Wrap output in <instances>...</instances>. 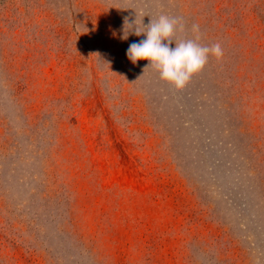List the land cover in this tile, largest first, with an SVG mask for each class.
Instances as JSON below:
<instances>
[{
	"label": "rangeland",
	"instance_id": "rangeland-1",
	"mask_svg": "<svg viewBox=\"0 0 264 264\" xmlns=\"http://www.w3.org/2000/svg\"><path fill=\"white\" fill-rule=\"evenodd\" d=\"M161 14L223 49L183 90ZM0 264H264V0H0Z\"/></svg>",
	"mask_w": 264,
	"mask_h": 264
},
{
	"label": "clouds",
	"instance_id": "clouds-1",
	"mask_svg": "<svg viewBox=\"0 0 264 264\" xmlns=\"http://www.w3.org/2000/svg\"><path fill=\"white\" fill-rule=\"evenodd\" d=\"M177 31H184L183 22L167 15L161 14L155 20L150 19L147 25L143 21L138 25L136 16L131 22L125 17L119 38L127 40L130 34L137 37L143 34L144 39L129 45L126 52L128 59L134 65L141 60L147 61L145 69L154 68L162 81L179 91L186 87L194 75L204 69L210 56L217 60L222 58L223 49L220 43L211 46L198 43L199 25H192V39L174 40ZM112 35L116 38L115 30ZM173 43L174 47L171 46Z\"/></svg>",
	"mask_w": 264,
	"mask_h": 264
}]
</instances>
